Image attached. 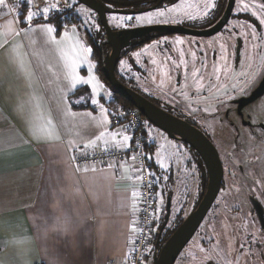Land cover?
<instances>
[{
  "label": "crops",
  "instance_id": "crops-1",
  "mask_svg": "<svg viewBox=\"0 0 264 264\" xmlns=\"http://www.w3.org/2000/svg\"><path fill=\"white\" fill-rule=\"evenodd\" d=\"M0 17V264L125 263L139 202L137 170L125 161L85 171L71 161L72 152L78 150L126 147L118 146L112 134L116 140L122 141L124 135L132 139L126 125L111 122L114 91L91 53L80 52L79 44L90 45L76 24L51 34L61 41L57 45L42 30L47 25L56 29L54 23L45 20L22 26L8 0L0 4ZM142 48H153L142 67L155 74L162 55L159 41ZM65 53L79 61L80 76L84 77L86 64L92 65L91 74L101 82L104 96L92 93L91 85L71 86ZM81 87H88L89 92H79ZM157 89L145 85L144 94L156 95ZM101 104L107 109V122H103ZM101 132L109 135L96 140ZM146 135L156 172L173 174L174 181L168 179L170 191L178 183L175 173L187 160L197 192L204 174L192 150L179 140L167 139L168 134L155 125L148 126ZM150 135L163 139L162 156L157 155L158 144ZM90 141H96L95 145L85 147Z\"/></svg>",
  "mask_w": 264,
  "mask_h": 264
},
{
  "label": "flooded vegetation",
  "instance_id": "flooded-vegetation-1",
  "mask_svg": "<svg viewBox=\"0 0 264 264\" xmlns=\"http://www.w3.org/2000/svg\"><path fill=\"white\" fill-rule=\"evenodd\" d=\"M230 1L135 0L136 7L130 10H141L143 12L140 13H146L153 10L168 12L171 8L180 9L169 13L174 21L166 24L179 25L181 30L172 34L153 33L157 35V38L147 42L158 40L160 51H162L161 58L156 63L158 71L156 79L154 73L144 70L147 79L151 82L157 81L159 94L164 92L173 101L170 104L153 94L144 95L165 110L200 128L212 140L219 151L224 167L219 195L227 187L230 188V192L222 203H217L219 195L217 196L207 216L215 208L226 207L231 215L239 216V228L243 233L246 232L245 239L250 240L256 248L263 250L264 254V241L259 240L260 236L264 240V223L256 207L259 204L264 213V205L261 200L248 196L250 190L245 185L247 179L251 177L246 176L244 165H239L236 173L231 163L235 152H240L242 155L245 153V150L242 152L245 142L243 137L264 143V139L260 138L264 136V117H261L255 108V102L264 94L250 99L264 83V24L261 23V19H264V9L260 7L264 5V0H232V7H230ZM205 4L209 6L205 8ZM213 4L215 7H212ZM244 5L248 7L245 8ZM188 14H191L194 19H189ZM126 15L134 16L135 14ZM177 41H183V43ZM146 63H149V59H146ZM194 72L197 75L193 76ZM131 80L134 81L133 78ZM198 82L204 87L199 88ZM220 89H226V93L223 94L221 91L217 95ZM219 120V125H224L226 121L225 131L233 132L236 141L234 142L233 139L232 145L225 149V159L214 139V134L219 130L217 128L219 125H215L214 122ZM236 143H238V149H231ZM249 146L250 144H246L244 149L250 148ZM190 149L201 165L203 161L200 155L194 148ZM227 151L231 153L227 154ZM226 159L227 163H225ZM256 178L258 179V176ZM240 189L241 191H238ZM211 221L209 227L216 223L214 217ZM250 223L257 227L255 232ZM167 226L168 222L164 223L162 232ZM236 237L232 235V238ZM248 248L247 245H241L236 255L244 256V251ZM219 254L221 257L227 254L224 258L229 260L230 253L224 245L219 246ZM243 260L242 264H245L246 257H243ZM262 261V254L259 251L258 263L262 264ZM237 262L235 260L236 264Z\"/></svg>",
  "mask_w": 264,
  "mask_h": 264
},
{
  "label": "rangeland",
  "instance_id": "rangeland-1",
  "mask_svg": "<svg viewBox=\"0 0 264 264\" xmlns=\"http://www.w3.org/2000/svg\"><path fill=\"white\" fill-rule=\"evenodd\" d=\"M8 1L11 2V0ZM16 1H17L16 4H13L12 2L11 3L17 9V14L23 11L22 8L23 5H25L24 8L28 9V11H34L39 13V15L35 17L44 16L43 9L45 7L50 8V11L47 14V16L55 15L61 11H67L69 13V17H68L69 23H67L68 24L67 26L76 24L88 43L90 41V38H94L95 32L100 29L98 14L89 7L79 3L77 0H44L43 4L38 8H34L29 0H16ZM53 4L56 5L55 8L51 7V5ZM121 8L130 9V6H122ZM157 11L160 10H153L146 13H139V14H135L134 16L121 14V13H112L108 15V19L111 26L115 28H127V27L140 26V25H149L144 23H137L136 20L133 19L131 21L124 20L123 21L124 26H117L119 20L118 19L114 20L113 17L123 18V17L132 16L135 18L137 16L146 15L148 13H155ZM169 13H173V11L166 12V16L160 17L159 19H167L168 21H174V19L171 18L172 15ZM155 24H159V23H155ZM108 48L109 47H107V50ZM155 48H157V46ZM152 49L153 48L150 49L139 48L138 51L136 50V52L131 54V56L130 54H126L118 63L117 75L123 82H125L126 84H128L129 86L133 87L134 89L138 90L143 94H144L145 85H148L155 90L158 88L157 94L155 96L159 97L160 99L166 100L171 104L173 99L169 98V96L164 94V92H161L159 94V87L157 82L156 81H155L156 83L151 82L150 79H147V77L144 74V70L147 71V69L142 67L143 66L142 61L145 58L147 52ZM137 53L139 55H137ZM95 62L97 65L98 62L96 60ZM161 74H162V69L159 73L160 78H161ZM83 75L85 79H87L90 75H92L91 72L89 71V66L87 64L85 65V71ZM154 77L155 78L157 77V70L155 71ZM132 78L136 79L135 83L132 82L131 80ZM137 79L139 80L137 81ZM99 83L101 84L100 81ZM221 91L223 94L226 93V89H220L219 92L217 91L218 92L217 95H219ZM92 93L94 92L92 91ZM94 94L97 95V97L104 96L105 90L103 86L98 90V94L97 93ZM118 103H119L117 105L118 110H123L125 105H123V103L120 100H118ZM255 103H256V107H255L256 111L259 112L261 117H264V95L259 99H257ZM221 108L222 107H220V109ZM219 122L220 120L215 121L214 124L219 125ZM146 124H147L146 132H148V126L150 125V127H153V124L149 123V121H147ZM225 124L219 125L217 127L219 130L214 134L215 142L217 143L224 159L226 158V156L224 155V151L225 149H227L232 145L234 139L233 132L229 133L225 131ZM165 137L167 139H171L169 136H165ZM150 138L154 141V143L158 144V147L156 149L157 155L159 157L160 155L162 156V150L164 149L163 139L159 138L155 140V137H153L152 135H150ZM260 138L264 139V136H261ZM243 139L245 142L242 146L243 147L242 152L245 150V153L242 155L240 152H235V157L231 159V163L236 173L238 172V166L242 164L244 165L246 176L251 177V179H247V184L245 185V187L248 188L251 192V193L248 192V196L251 197L252 199L261 200L264 205V143H261L260 141L255 139L251 141L252 139L250 140L247 137H243ZM234 142H236L235 139ZM246 144L247 145L250 144L249 146L250 148H247L248 147L247 146L246 149H244ZM231 149L237 150L238 143L233 145ZM230 153L231 151H227V154ZM194 154L192 152V155ZM185 155L186 154H183L184 157ZM227 162L228 161L226 159L225 163ZM186 164H187V160H184L181 167L177 171L178 173H175L176 176H179V179H178V183H175L174 188L171 191H170L171 185L168 184L170 183L168 179H170L172 183L174 181L172 177L173 174L171 176L169 173L165 171L163 174L161 173V171L156 172V182H157L156 187L158 188L156 224L154 229V235L156 241L159 231L161 232V224L164 221V218L166 217L167 214L168 194L172 192L171 193L172 210L169 217L168 226L166 227L165 231L161 232L162 238H164L168 234L170 229L179 220L182 221L192 211V208L199 200L203 186L205 188V185H201L202 188L200 186L199 190L197 192L195 191L196 189L194 183L195 178L194 179L192 178V172L188 169L189 165ZM193 165L194 164L192 163V166ZM191 169L193 168L191 167ZM256 176H258V179L256 178ZM252 177H254L255 179H253ZM238 191H241V189ZM228 192H230L229 187H227L226 189L223 190V192H221V194L217 199L218 200L217 203H222L223 199L228 196ZM213 217L215 218L216 223L212 225V227H209V224H211L212 222L211 219ZM238 221H239V216L231 215L226 207L222 206L221 209L215 208L213 212L205 218L200 229L198 230L192 241L182 251L175 264H236L235 260L238 261L237 264H242L244 262L243 257H246L247 259L245 261V264H259L258 263L259 251H261L262 259H263L262 264H264L263 250L256 248L255 246H253V244H251L250 240L245 239L246 232L243 233L240 230L239 228L240 225ZM250 225L252 226V230L255 232L256 226L253 225L252 223H250ZM233 234L237 237L232 238ZM258 235L260 234L258 233ZM259 240L260 242L264 241L263 237L261 236L259 237ZM223 245L228 249L230 253V256H228L229 260H226L224 258L227 254L223 257H221L219 254V246H223ZM241 245L244 246L247 245V248L248 246L251 247L248 248V250L244 251L245 252L244 256L242 255L238 257V254L236 255V251L240 249ZM150 256L151 254L146 258L149 259L151 258ZM152 261L153 260L150 261L151 264Z\"/></svg>",
  "mask_w": 264,
  "mask_h": 264
},
{
  "label": "water",
  "instance_id": "water-1",
  "mask_svg": "<svg viewBox=\"0 0 264 264\" xmlns=\"http://www.w3.org/2000/svg\"><path fill=\"white\" fill-rule=\"evenodd\" d=\"M98 14L101 26L105 30V36L111 49L104 58L103 74L113 89L136 107L148 121L163 130L169 137L185 142L200 155L206 166L208 183L205 193L196 207L183 219L171 235L155 250L152 264H175L178 257L198 231L222 187L224 167L219 151L212 140L204 132L189 121L179 118L153 102L143 93L124 83L117 75V66L121 60L123 51L129 47L135 39L143 37H155L160 33H175L181 30L176 24H150L127 28H115L109 23L108 15L112 13L136 14L141 10L112 8L100 0H77ZM232 0L230 1V7ZM228 15V13H227ZM153 33H156L155 35ZM264 94V83L250 98H256ZM261 220L264 223V213L261 206L256 205ZM171 195L167 199V214L165 224L171 214ZM163 228V227H162Z\"/></svg>",
  "mask_w": 264,
  "mask_h": 264
},
{
  "label": "built area",
  "instance_id": "built-area-1",
  "mask_svg": "<svg viewBox=\"0 0 264 264\" xmlns=\"http://www.w3.org/2000/svg\"><path fill=\"white\" fill-rule=\"evenodd\" d=\"M34 8H38L44 0H29ZM1 22V17H0ZM111 122L123 123L131 134V143L126 147L91 149L72 152L71 161L75 168H102L121 162H131L137 170L139 185V202L133 218V231L130 252L122 264H151L155 254L154 229L157 210L156 175L149 164L147 151L148 138L145 133L146 119L136 107H126L123 110L112 111ZM135 157V159H133ZM151 254V258L146 257ZM153 262V261H152Z\"/></svg>",
  "mask_w": 264,
  "mask_h": 264
},
{
  "label": "trees",
  "instance_id": "trees-1",
  "mask_svg": "<svg viewBox=\"0 0 264 264\" xmlns=\"http://www.w3.org/2000/svg\"><path fill=\"white\" fill-rule=\"evenodd\" d=\"M100 1L102 3H104L105 5H107L109 7H112V8H121L122 6H130V9H131V8H135L136 7L135 0H100ZM11 2L13 4H16L17 1L16 0H11ZM24 6L25 5L22 6L23 11H21L18 14V18L20 19V23H21L22 26L28 25L27 21H24V18L26 16L27 12H28V9H25ZM68 17H69V13L67 11H61V12L55 14V15H49V16H46V17H44V16L34 17L32 23H38V22L45 21V20L46 21H49V22H52V23L55 24L56 30L59 33V32H61L65 28V26L68 25L67 24V23H69ZM154 38H157V35ZM154 38L153 37H147V38L146 37H143V38L135 39L132 42V44L123 51L121 59L126 54H130L131 52L136 51L139 48H142V46L145 43H147L150 40H153ZM89 44H90L91 49H92V54H91L92 55V58H93V60H96L98 62L97 63L98 70L101 72L103 79L108 83V85L112 88V90L115 93V99L112 102V104H111L112 106L110 108L111 109V112L113 110L114 111H118V107H117V105L119 104L118 103V100H120L123 103V105H125V107H133V105L127 99H125L121 94H119L118 92H116L113 89V87L109 84V82L106 80V78H105V76L103 74L104 58L107 55V53L110 51L109 50L110 49V45L108 44V42L106 40L105 30L101 26V24H100V29L95 32L94 38H90ZM107 47H109L108 50H107ZM116 72H117V70H116ZM83 90H85V92H89V88L88 87H81L79 89V92L80 91H83ZM75 107H76V105H75ZM145 119H146V117H145ZM146 121H148V120L146 119ZM149 123H151V122L149 121ZM145 133H146V131H145ZM185 144H187V143H185ZM149 146H150L149 143H147V151L149 153V164H150L151 169L153 170V172L156 175V169L154 168V165L152 164V161L150 159V149H149ZM188 146L190 148H192L190 145H188ZM199 160H200V158H199ZM200 168L205 173L204 174V177H203L204 178L203 185H205V188L203 186V189L201 191L199 200L196 202V204L194 205V207L192 208V210L196 207V205L199 203V201L203 197V195L205 193V190H206V187H207V182H208V177H207L206 168H205L204 163H201ZM165 219H166V217L164 218V221L161 224V229H162V226H164ZM182 221L179 220L170 229V231L168 232V234L164 238H162V235H161L162 230H161V232L159 231V234H158V237H157V241L155 239V241L157 242V243H155V248H156L155 250H157V248L163 244V242L171 235V233L177 228V226ZM154 238H155V236H154Z\"/></svg>",
  "mask_w": 264,
  "mask_h": 264
},
{
  "label": "snow or ice",
  "instance_id": "snow-or-ice-1",
  "mask_svg": "<svg viewBox=\"0 0 264 264\" xmlns=\"http://www.w3.org/2000/svg\"><path fill=\"white\" fill-rule=\"evenodd\" d=\"M3 3V0H0V4ZM209 5L205 4V8H207ZM52 8H55L56 5L53 4L51 5ZM212 7H215V5L213 4ZM245 8H247V5H244ZM261 9H264V5L260 6ZM180 9H169L168 11H179ZM50 8L49 7H45L43 9V15L46 17L47 14L49 13ZM87 11V10H85ZM254 15L256 13H253ZM39 15V13L34 12V11H28L27 15H26V21L29 25H31L33 18L35 16ZM166 16V12L165 11H157L155 13H148L146 15H141V16H137V17H132V16H128V17H123V18H117V17H113L114 20H119V23L117 24V26H124L123 21L124 20H128L131 21L133 19L136 20L137 23H144V24H155V23H168L169 21L167 19H159L160 17H165ZM188 18L189 19H194V17L191 14H188ZM11 23V22H10ZM261 23L264 24V19H261ZM42 30L45 31L46 33L49 34L51 41L57 45H59L61 43V41L56 40L55 36L51 35L52 33H54L56 31L55 28H53L51 25H47V26H42ZM20 31H25V30H20ZM73 33H75L76 29L75 27H73L72 29ZM16 35H19L20 32H15ZM255 33H253L254 35ZM0 36H3V33H0ZM64 38L68 39L69 38V34L67 31L64 32ZM4 43H6L7 41H3ZM178 43H183V41H177ZM79 44V42H77ZM76 49V45H73V51L75 52V55L78 56L80 53L75 51ZM79 50L80 52H83L85 54L87 53H91L92 49L91 48H86L84 47L83 44H79ZM66 57L67 60V66L70 67L71 71H70V77H71V86L73 88L76 87L77 84H83V85H91L92 87V91L94 93L98 94V90L102 87V85L99 83V81L97 80V78L94 75H90L87 79H85L83 76L78 75L77 73V68L79 67V61L75 58V56H68L66 53L63 54ZM137 55H139L137 53ZM84 59H87V56L85 55ZM153 63H156L155 60H153ZM91 68L92 65L89 64V71L91 72ZM217 71H219V69H217ZM197 75L196 72L193 73V76ZM218 78V77H217ZM161 83H163V81H161ZM198 87L199 88H203L204 85L202 83L198 82ZM92 103L97 104L99 103L97 100H93ZM101 108V112L103 114V122H107V109L104 108V106L101 104L100 105ZM72 115H75V113H72ZM49 124H51V121H49ZM52 129L49 130V135L53 134ZM107 135H109L107 132H101L100 135L98 137H96V140H100V139H104ZM56 138H59L58 136ZM112 138L113 140H115L116 144L118 146H127L128 141L131 139L129 136L124 135L122 141L121 140H116V135L112 134ZM96 143V141H90L88 145H86L85 147H91L94 146ZM108 141L107 139H105V145H107ZM133 159H135V157H133ZM162 166H166V165H162ZM109 167H113V165H109ZM85 171H88V168L86 167L84 169ZM93 171H95V169H92ZM138 179H142V177H138ZM133 198H135L137 196L136 192L132 193ZM133 207H135V205H133ZM137 229L135 228V226L133 227V231H136Z\"/></svg>",
  "mask_w": 264,
  "mask_h": 264
}]
</instances>
